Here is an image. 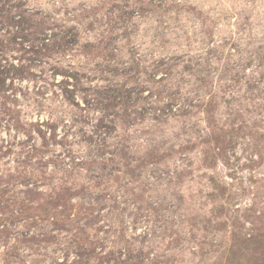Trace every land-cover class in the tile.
I'll return each instance as SVG.
<instances>
[{
	"label": "rangeland",
	"instance_id": "rangeland-1",
	"mask_svg": "<svg viewBox=\"0 0 264 264\" xmlns=\"http://www.w3.org/2000/svg\"><path fill=\"white\" fill-rule=\"evenodd\" d=\"M0 264H264V0H0Z\"/></svg>",
	"mask_w": 264,
	"mask_h": 264
}]
</instances>
